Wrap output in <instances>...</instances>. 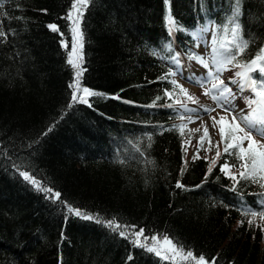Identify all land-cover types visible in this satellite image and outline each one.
Listing matches in <instances>:
<instances>
[{"label": "trees", "instance_id": "obj_1", "mask_svg": "<svg viewBox=\"0 0 264 264\" xmlns=\"http://www.w3.org/2000/svg\"><path fill=\"white\" fill-rule=\"evenodd\" d=\"M72 3L0 7V264H190L133 244L153 236L216 264H264L263 230L245 214L264 210L263 180L221 171L242 163L225 151L213 164L186 160L178 109L165 95L171 76L161 79L175 53H196L192 33L227 24L234 0H89L78 67L68 63ZM238 23L248 41L242 64L264 48V0H240ZM78 69L79 87L95 94L68 107Z\"/></svg>", "mask_w": 264, "mask_h": 264}, {"label": "snow or ice", "instance_id": "obj_2", "mask_svg": "<svg viewBox=\"0 0 264 264\" xmlns=\"http://www.w3.org/2000/svg\"><path fill=\"white\" fill-rule=\"evenodd\" d=\"M167 2V0H166ZM4 0H0V7L3 6ZM89 0H73L70 10L66 15V19L72 21L71 32L73 40L78 38L82 39V33L79 31V21L83 15V10L87 7ZM240 15V0H234L233 10L231 16L228 18V22L223 27L221 26H212L215 28L213 31L210 51H207L209 44L204 40L203 33L210 31V26H205L197 32L192 33V35L205 44L206 53L205 55H197L189 53V60H196L200 65L205 69H208L206 74L197 75L196 73H191L188 76H184L182 70V64L179 59V53H175L172 57V67H169L165 76L161 77L162 80L168 79L169 76L173 77L169 82L172 84V90H165V95L169 99L173 96V91L178 89L188 101L193 103H199L198 100L189 95L187 89L182 85L178 84L174 79L175 76L180 75L186 82L192 83L194 85L204 88L203 94L210 96L213 102L217 107L221 108L224 112L231 115L230 120H226L225 116H220L219 120L216 117H212L213 126L219 123V134L221 140L225 142L224 151L226 154L237 156V158L242 162L240 164L239 177L241 179H252L253 182L257 180V177L264 179V144H260L257 140L253 139V134L260 136L264 139V48H261L256 55L249 61L244 63H239L237 57L244 52L248 47V41L244 40L240 36V24L238 23V17ZM169 21V33L172 34L176 29L174 23L172 22L170 16L168 17ZM229 25L231 27H229ZM53 32L58 31L56 25H49ZM5 33L0 30V36H4ZM219 45V46H218ZM166 48L169 51H172V43L169 42L166 45ZM77 48L76 44H73L72 52L69 54L68 63L73 67H77V64L73 62L72 56L76 54ZM232 65L233 67L240 68L241 70L235 73V78L229 80V84H225L224 80L221 78V75L224 71L228 70L227 66ZM253 72L258 73L257 76H252ZM81 75L80 70H77L76 76L77 80L75 84L70 85L73 88L71 93V99L68 107H71L74 103H83L88 104L89 101L87 97L94 95L92 91L88 88L79 87V77ZM211 87H208V85ZM236 84L238 85V91L241 97L244 100L245 108H238L234 103L236 99V94L232 92L229 85ZM245 91H251V97H243ZM82 93V95H78ZM160 99V97H157ZM179 102V101H178ZM172 105H168L171 107ZM181 108L183 113L180 114V118L184 119L187 114V119L189 122H194L195 118H200V113H210L216 109L201 106L198 109L188 108L187 105L181 103ZM243 125V126H242ZM51 131V128H49ZM183 132V128L180 129ZM195 131H199L196 129ZM46 134V133H45ZM204 135H208V127L204 126ZM203 138H201V143ZM247 142V148L242 145ZM229 149L233 151L230 153ZM216 156H220V152L217 151ZM196 158L195 156L193 157ZM123 163V161H120ZM215 163V161H213ZM19 170L18 165H14ZM209 173L212 169L209 168ZM221 171L228 173L229 165L225 163L221 166ZM19 175L23 177L25 181L30 182L34 185L38 191L48 193L49 199H59L60 194L54 192L53 189L44 187L37 181L34 177H31L27 171L19 170ZM232 179H236L235 176ZM176 187H184L179 182ZM199 187V186H198ZM64 203V202H62ZM242 211H245L242 209ZM69 213H75L77 216H81L83 219H93L94 217L87 216L80 212L78 209H73L68 206ZM245 214L251 215L252 217L257 216L256 211L247 210ZM260 215L264 218V210H261ZM97 222H100L97 220ZM251 222V221H250ZM107 226L113 230H117L121 227L128 228L129 230L134 229L135 226H121L115 221H108ZM119 235L124 236L125 232L120 231ZM132 235H135L137 238L143 235V229H140L139 232H133ZM153 243H159L161 238L153 236L151 238ZM162 242L164 244L171 246L172 256L164 257L167 259H173L175 257H180L181 260H191L194 261V264H216V258L212 260H206L204 256L196 257L191 250L185 251L183 247H177L173 242L167 238L163 237ZM139 243V246L146 247L149 252H156L157 255L161 253L156 249V247H148L144 243H140L139 239L133 240V244L136 245Z\"/></svg>", "mask_w": 264, "mask_h": 264}, {"label": "rangeland", "instance_id": "obj_3", "mask_svg": "<svg viewBox=\"0 0 264 264\" xmlns=\"http://www.w3.org/2000/svg\"><path fill=\"white\" fill-rule=\"evenodd\" d=\"M208 26H210V31L207 33H203V37H204V40L207 41L209 44V48L207 49V51H210V44H211V39H212V33H211L212 28H211V24H209ZM78 40L79 38L75 42L77 52L76 54L72 56L73 62L77 64V67L80 62V52H79L80 46H79ZM195 40H196V47H195L196 53L195 54L202 55V56L205 55L206 53L205 44L200 42L196 38ZM179 59L183 66L182 70L184 72V76H188L193 72L196 73L197 75L206 74V72L208 71V69H205L196 60H189L188 57L183 56V55H179ZM172 66L173 65L171 63L170 67ZM227 69L228 70L224 71L221 75V78L224 80L225 84H229V80L232 78H235V73L241 70L240 68L233 67L232 65H228ZM171 79H173V77H171ZM174 79L177 81L178 84L182 85L185 89H187L189 95H192L193 97H195L199 102V103H193L191 101H188L187 98L182 93H180L178 89L173 91L172 102L173 104L177 106V109H178V123H179L180 129L183 128L182 137H183L185 158L186 160H189V159H192L194 156L196 158L202 157L205 160L209 161L210 164H213V161L216 162L217 160L220 159V156L217 157L216 153L217 151H219L221 154L224 151L225 142L221 140V137L219 134V123L213 126L212 117H216L217 120H219L220 116H225L226 120H230L231 115L224 112L221 108L217 107V105L213 102L210 96L204 95L203 94L204 88L194 85L192 83L186 82V80L183 79L180 75L175 76ZM229 86L231 87L232 92L236 94V99L234 103L238 106V108H245L246 106H245L244 100L238 91V85L232 84ZM208 87H211V85L209 84ZM252 95L253 94L251 91H245L243 93V97H251ZM181 103L187 105L188 108L198 109L201 106H206V107L214 108L216 110L210 113L201 112L200 118L198 119H196L194 115V122H189L187 119V114H184L185 115L184 119L180 118V114L183 113V110L181 108ZM205 125L208 127L207 136L204 135ZM196 129H199V131H195ZM201 138H203L202 143H201ZM253 139L257 140L260 144H264V139H262L258 135L253 134ZM242 146L247 148V142H245ZM240 170H241L240 166L237 168H233L229 166V171L226 174L233 177L239 174ZM262 180L264 182V179ZM252 219L255 220L256 224H259V226L262 228L263 233H264V218H262L260 215L257 217H252ZM143 243L146 244L148 247H156V249L161 253L160 254L161 257L162 256H166V257L172 256L171 246L164 244L162 242V239L160 240L159 243H155V244L153 243L152 240H146ZM173 259L181 260V258L178 256ZM184 261H188L190 262V264H194V261H191V260H184Z\"/></svg>", "mask_w": 264, "mask_h": 264}]
</instances>
